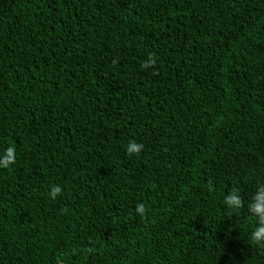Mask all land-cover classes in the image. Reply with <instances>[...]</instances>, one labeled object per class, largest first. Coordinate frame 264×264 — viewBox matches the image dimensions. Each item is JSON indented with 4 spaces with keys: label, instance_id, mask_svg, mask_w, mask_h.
<instances>
[{
    "label": "trees",
    "instance_id": "obj_1",
    "mask_svg": "<svg viewBox=\"0 0 264 264\" xmlns=\"http://www.w3.org/2000/svg\"><path fill=\"white\" fill-rule=\"evenodd\" d=\"M10 146L0 264H264V0H0Z\"/></svg>",
    "mask_w": 264,
    "mask_h": 264
},
{
    "label": "clouds",
    "instance_id": "obj_2",
    "mask_svg": "<svg viewBox=\"0 0 264 264\" xmlns=\"http://www.w3.org/2000/svg\"><path fill=\"white\" fill-rule=\"evenodd\" d=\"M157 63L153 54H150L147 60L142 64L143 68H149L155 66ZM157 72H154L153 75H157ZM144 148V145L136 142L135 140L130 141L126 145V150L129 155L139 154ZM16 161V154L14 147H8L5 152L0 155V167L7 168L10 165L14 164ZM62 193V188L57 185H53L51 187V191L49 195L52 199H56V197ZM224 204L227 205L231 215L232 212L237 211L244 207V200L239 194L238 188H233L231 192L225 196ZM249 211L257 217V226L251 232L250 239L253 243L258 245H264V184H261L255 195L252 196L251 202L247 205ZM137 213L143 217L146 213V208L144 204H138L136 208Z\"/></svg>",
    "mask_w": 264,
    "mask_h": 264
}]
</instances>
